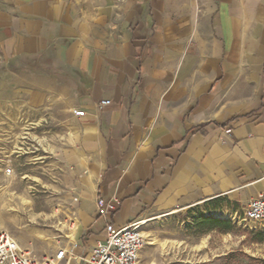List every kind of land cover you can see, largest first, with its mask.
I'll return each instance as SVG.
<instances>
[{"label": "crops", "instance_id": "crops-1", "mask_svg": "<svg viewBox=\"0 0 264 264\" xmlns=\"http://www.w3.org/2000/svg\"><path fill=\"white\" fill-rule=\"evenodd\" d=\"M24 111L87 158L70 155L81 245L104 238L100 197L117 227L239 208L264 195V0H0V124Z\"/></svg>", "mask_w": 264, "mask_h": 264}, {"label": "rangeland", "instance_id": "rangeland-1", "mask_svg": "<svg viewBox=\"0 0 264 264\" xmlns=\"http://www.w3.org/2000/svg\"><path fill=\"white\" fill-rule=\"evenodd\" d=\"M13 119L7 122L11 125L0 124V231L41 258L58 245L77 241L81 229L71 235L80 197L73 189L83 175L70 155L80 165L87 158L72 154L74 139L66 123L57 125L41 112H20ZM7 167L9 175L4 174ZM222 211L231 209L222 204L206 211L200 204L145 214L139 221H146V244L137 264H264V228L250 229L216 214ZM200 213L229 220L232 232H196Z\"/></svg>", "mask_w": 264, "mask_h": 264}, {"label": "built area", "instance_id": "built-area-1", "mask_svg": "<svg viewBox=\"0 0 264 264\" xmlns=\"http://www.w3.org/2000/svg\"><path fill=\"white\" fill-rule=\"evenodd\" d=\"M104 100L98 104L108 105ZM75 116L82 117L84 111H75ZM12 169L7 167L5 175ZM117 196L97 198L95 205L98 216L104 218V238L92 245L85 246L79 242L58 245L51 255L36 257L31 251L23 248L18 241L4 231H0V264H137L139 254L146 244L144 231L139 220L117 227L111 221L113 214L120 206ZM236 217L234 223H243L250 229L264 228V195L250 198L241 207L232 209Z\"/></svg>", "mask_w": 264, "mask_h": 264}, {"label": "trees", "instance_id": "trees-1", "mask_svg": "<svg viewBox=\"0 0 264 264\" xmlns=\"http://www.w3.org/2000/svg\"><path fill=\"white\" fill-rule=\"evenodd\" d=\"M222 204L229 205V201L224 197H216L206 201L203 205L204 209L207 211L217 209ZM194 229L196 232L201 234L210 232L212 230L229 233L232 232L233 226L229 220L215 218L212 216H204L202 213H200L194 220ZM258 241H260V239Z\"/></svg>", "mask_w": 264, "mask_h": 264}, {"label": "bare ground", "instance_id": "bare-ground-1", "mask_svg": "<svg viewBox=\"0 0 264 264\" xmlns=\"http://www.w3.org/2000/svg\"><path fill=\"white\" fill-rule=\"evenodd\" d=\"M40 145L44 148V149H48V146L47 145H45L44 143H41L40 142ZM217 215H219L220 217H224V218H231V220H233L234 222L236 221V217H234L232 214H229V212L228 211H222V212H217L216 213ZM141 224V226L142 225H144L145 224V222H141L140 223ZM77 226V222H76V224H75V227ZM75 231H76V228H75ZM74 233H72V235H71V238L74 236L73 235ZM70 237V236H69Z\"/></svg>", "mask_w": 264, "mask_h": 264}]
</instances>
